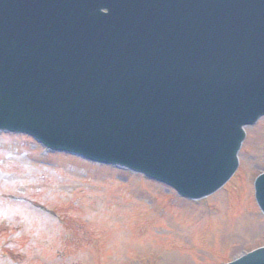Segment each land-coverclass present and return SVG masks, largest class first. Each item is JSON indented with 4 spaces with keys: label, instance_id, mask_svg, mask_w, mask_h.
Masks as SVG:
<instances>
[{
    "label": "rangeland",
    "instance_id": "rangeland-1",
    "mask_svg": "<svg viewBox=\"0 0 264 264\" xmlns=\"http://www.w3.org/2000/svg\"><path fill=\"white\" fill-rule=\"evenodd\" d=\"M247 134L239 153L238 176L202 206L220 214L204 220L201 216L198 222L187 203L154 184L57 156H50L52 164L41 167L32 161L38 156L28 140L0 137L4 174L0 172V193L23 195L45 205L65 219L69 229L61 230L54 248H43L44 243L37 240L28 246L30 236L40 239V235L46 238V233H51L44 225L52 228L47 222L54 219L43 215L42 222L28 208L22 210L25 217L0 216V246L21 248L19 253L25 251L26 256L20 263V254L0 252V264H34L31 255L41 257V262L53 260L52 264H59L61 253L77 243L74 237L87 241L82 248L90 258L88 264H140L137 260L145 264H220L264 245L263 219L246 212L254 205L251 180L264 169V123L248 128ZM66 232L76 235L61 239ZM50 244L52 241H48ZM72 250L67 254L78 258L76 264L87 263L88 256H79L78 248ZM122 250L129 251V259L120 257Z\"/></svg>",
    "mask_w": 264,
    "mask_h": 264
},
{
    "label": "water",
    "instance_id": "water-1",
    "mask_svg": "<svg viewBox=\"0 0 264 264\" xmlns=\"http://www.w3.org/2000/svg\"><path fill=\"white\" fill-rule=\"evenodd\" d=\"M229 17H232V14L228 15ZM198 17V16H197ZM199 20L201 19L198 17ZM224 21L226 22V17H224ZM259 48V47H258ZM216 57V56H214ZM211 61L215 62V58L212 59ZM220 65L219 62H217L214 66V70L217 71L219 70ZM63 76V75H62ZM61 76V77H62ZM63 78V77H62ZM50 81L49 77L47 76L46 78L40 77L39 83L34 86L32 89L25 88L28 87L26 82H22L20 84H16L14 79L10 78L8 74L6 73L5 70H3L0 67V124L1 123H16L20 121L21 123H26L23 115L26 114V111L28 109V104H31V101L35 99V96L32 94H38V93H47L49 90L43 89L44 84H48ZM54 82V81H52ZM57 82H54V84ZM57 85V84H56ZM60 83L58 87H60ZM221 86L223 87V91L227 92V94L230 95V97L235 100V96H233V86H232V76L230 75L225 81L221 82ZM23 90L19 92L12 93L13 91L22 89ZM52 91V90H51ZM47 95H52L54 96L55 94L48 93ZM72 99H63L62 103L59 101H50L47 104H44L45 107L52 109L54 103H61L62 108L67 105V104H72L73 101H70ZM162 101L159 103L157 106H155V111L158 112L160 111V108L163 107V100L160 98ZM72 116L78 114L74 113L73 111L68 110H62L61 113L59 114L62 119L64 116ZM79 114L81 116L78 117V119H87L91 118L92 116L89 115L88 113L81 111ZM33 118H36L37 115H32ZM53 115L47 114L43 119L39 120L40 125L42 126L40 130H47L48 132L53 131L55 134L56 132H60V134L65 135H72L75 136V133L77 134H85L84 140L81 141L82 146L87 148L85 146V142L90 140V142H94L93 148L96 150L100 147L104 148L106 151H109V155H112L111 151L112 150H119L121 156H129V157H136L140 158L142 162L147 163V161L153 166H159L162 167L165 170L171 169L175 165V170L173 173V176L175 174L182 175V179L176 178L178 182H182L183 184H187L190 187H193L195 192L202 191L204 189H211L215 184L219 183L218 180L221 178L223 175L224 171L227 168V162L226 160L222 161L221 160V151L220 149L216 148V143L212 142L211 145L207 149H202V154L204 157L207 159H211L210 163L213 165H218L219 167L217 168L219 174L217 176L214 175L215 170L211 169L206 163H200L199 157H190L188 156L189 159H191L189 162H187V168H183L182 165L179 163V161L182 158V154H178V152L181 149H178L177 147L180 146V143L177 144V146L171 144L170 142H167L163 144L165 141V137L167 136H160L157 137L158 139H155L153 136H149V134L141 135L135 134L131 132L127 128V126H118L116 128H111L105 126L103 124L102 126L99 125L97 122H92L91 126L84 128L81 125L77 127H81L75 132L73 129H71V126L68 128H64L62 124H71L68 122H65V120H62V124H60V128L57 127L59 123L53 119L51 120V117ZM58 117V119L60 118ZM90 116V117H88ZM143 117V114L141 115ZM37 119V118H36ZM33 119V120H36ZM259 122L264 123V119L260 120ZM37 123V122H36ZM238 123V122H237ZM83 124V123H82ZM92 127V129H91ZM103 127L102 129H100ZM74 128V126L72 127ZM106 129L108 130L106 132ZM103 130V133L101 132ZM96 132V133H93ZM161 133V132H160ZM224 134L223 136L226 137V131H221L220 134ZM211 136V135H210ZM222 136V135H221ZM135 137V138H133ZM162 140V143L159 141ZM156 141L157 144H163V148H158V145L154 144L153 142ZM225 141H229L228 138H225ZM147 142H152V145L146 144ZM147 149V150H146ZM98 151V150H97ZM148 152L155 153L157 154L158 157H156L154 154H147ZM101 152V151H99ZM200 151H192L190 152L191 154L197 155L196 153H199ZM173 159L174 158V164H172V161H168L167 159ZM176 162V164H175ZM150 165V164H149ZM202 166V167H201ZM188 169V170H187ZM187 172V173H186ZM191 183V184H190ZM159 187V186H158ZM162 188V187H160ZM166 190L167 192L173 194L172 191L162 188ZM174 195V194H173Z\"/></svg>",
    "mask_w": 264,
    "mask_h": 264
}]
</instances>
